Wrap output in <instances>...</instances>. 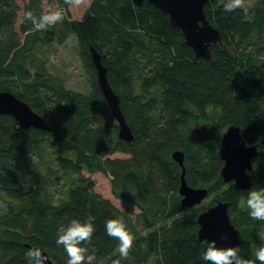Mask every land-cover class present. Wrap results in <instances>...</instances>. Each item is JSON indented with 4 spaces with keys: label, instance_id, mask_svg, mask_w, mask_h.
I'll return each mask as SVG.
<instances>
[{
    "label": "trees",
    "instance_id": "obj_1",
    "mask_svg": "<svg viewBox=\"0 0 264 264\" xmlns=\"http://www.w3.org/2000/svg\"><path fill=\"white\" fill-rule=\"evenodd\" d=\"M43 1L21 7L0 0V91L13 93L52 128L24 130L0 115V264H28L29 247L42 248L53 264H66V252L56 244L58 226L89 217L95 232L85 246L95 249L98 264H112L119 241L107 235L105 222L117 216L125 217L135 236L123 264H205L197 218L217 201L228 203L244 240L238 253L259 264L255 252L264 246V221L250 217L246 200L250 189L264 187V0L235 12L224 11L226 0H207L205 16L221 35L209 59L196 57L169 15L147 2L90 0L83 17L73 20L65 13L68 4L58 0L64 20L33 31L24 14H39ZM70 37L89 76L87 93L66 87L49 70L46 49ZM90 45L107 69L131 142L118 137ZM231 125L259 152L246 191L221 177L219 150ZM176 150L185 155L186 183L205 186L213 203L181 205ZM84 172L119 183V197L136 208V223L128 220L132 210L96 192Z\"/></svg>",
    "mask_w": 264,
    "mask_h": 264
},
{
    "label": "water",
    "instance_id": "obj_2",
    "mask_svg": "<svg viewBox=\"0 0 264 264\" xmlns=\"http://www.w3.org/2000/svg\"><path fill=\"white\" fill-rule=\"evenodd\" d=\"M132 2L136 6L147 2L169 15L172 25L181 30L187 45L194 50L198 58L209 59L210 48L221 43L219 31L211 25L204 13L207 0H132ZM89 52L96 70L99 88L118 124V137L131 142L134 138L133 133L120 108L119 98L108 82L107 69L102 63L101 55L92 45L89 46ZM0 115L11 116L20 129L34 128L47 132L52 130L40 115L10 91H0ZM219 154L224 163L221 169L222 180L225 183L233 182L237 189L249 190V173L253 170L252 162L259 155L257 146L248 145L241 135L240 128L231 125L222 136ZM172 158L182 169L178 189L181 205L192 208L201 204L208 197L207 188L191 187L186 183L183 151H174ZM228 208V203L217 201L200 213L197 218L200 241L215 240L218 247H234L236 249L244 244L240 232L231 223ZM224 236H227L228 239H222ZM29 248L36 249V247ZM38 249L47 257L46 264H53L47 253L42 248Z\"/></svg>",
    "mask_w": 264,
    "mask_h": 264
},
{
    "label": "clouds",
    "instance_id": "obj_3",
    "mask_svg": "<svg viewBox=\"0 0 264 264\" xmlns=\"http://www.w3.org/2000/svg\"><path fill=\"white\" fill-rule=\"evenodd\" d=\"M81 0H65L69 6L79 4ZM250 6L249 0H226L223 5L225 12H235L245 10ZM24 20L32 24L33 31H43L49 26L58 24L64 20L62 10L49 5L43 8L39 14L27 11ZM133 197L135 193H130ZM246 206L249 215L253 220L264 221V187H253L248 191ZM128 220L136 223V208L133 206ZM94 218L89 217L86 221L71 219L67 225L60 224L57 229L56 244L63 246L67 254L66 264H98L95 249H90L86 244H90L95 232ZM106 233L108 236L119 241L117 252L118 258L112 264H123L129 259L135 236L128 226L124 216H117L105 222ZM222 239L227 240L224 236ZM260 239L264 240V233L260 234ZM204 250L201 259L205 264H255L251 259L242 257L234 247H218L215 240L203 242ZM28 264H46L47 257L40 249H28L25 253ZM256 260L259 264H264V246L255 252Z\"/></svg>",
    "mask_w": 264,
    "mask_h": 264
},
{
    "label": "rangeland",
    "instance_id": "obj_4",
    "mask_svg": "<svg viewBox=\"0 0 264 264\" xmlns=\"http://www.w3.org/2000/svg\"><path fill=\"white\" fill-rule=\"evenodd\" d=\"M15 1L21 7H23L27 0ZM89 4L90 0H81L79 4H73L71 6L68 5L65 13L73 20H80L88 9ZM249 4L251 6L253 4V1L249 0ZM42 5L43 8H47L49 5H51L52 7L60 9L62 10V12H64V8L58 4V0H44ZM46 56L48 59L50 72L55 76L61 78L64 81L66 87L84 93H87L89 91V76L86 69L84 68L82 58L78 52V42L75 37H70L64 44H54L48 47L46 49ZM236 80L238 82H242L244 80V76L240 71L236 72ZM262 96L263 93H260V99ZM110 122L112 123L113 120L110 119ZM115 156H121V154H116ZM84 174L86 177H90L95 182V191L101 194L104 198L111 200V202L121 210H133L132 204L127 202L124 198L119 197L120 195H123L124 192L119 183L112 182L111 177L101 172L92 174L84 172ZM63 182H66V178L64 177L59 179L58 184L62 186ZM204 187L205 186L201 185L196 188ZM213 199L214 196L211 195L202 203L209 205L210 203L214 202Z\"/></svg>",
    "mask_w": 264,
    "mask_h": 264
}]
</instances>
